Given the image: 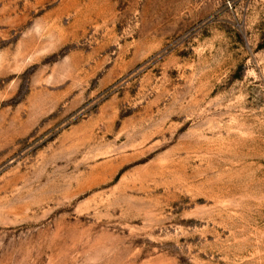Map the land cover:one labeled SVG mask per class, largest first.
I'll return each mask as SVG.
<instances>
[{
	"label": "rangeland",
	"instance_id": "1",
	"mask_svg": "<svg viewBox=\"0 0 264 264\" xmlns=\"http://www.w3.org/2000/svg\"><path fill=\"white\" fill-rule=\"evenodd\" d=\"M0 264H264V0H0Z\"/></svg>",
	"mask_w": 264,
	"mask_h": 264
}]
</instances>
